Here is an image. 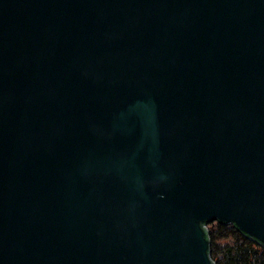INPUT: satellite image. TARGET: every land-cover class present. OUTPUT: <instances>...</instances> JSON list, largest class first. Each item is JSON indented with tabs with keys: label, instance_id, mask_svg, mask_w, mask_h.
I'll return each instance as SVG.
<instances>
[{
	"label": "water",
	"instance_id": "1",
	"mask_svg": "<svg viewBox=\"0 0 264 264\" xmlns=\"http://www.w3.org/2000/svg\"><path fill=\"white\" fill-rule=\"evenodd\" d=\"M215 221L264 247V0H0V264H214Z\"/></svg>",
	"mask_w": 264,
	"mask_h": 264
},
{
	"label": "trees",
	"instance_id": "2",
	"mask_svg": "<svg viewBox=\"0 0 264 264\" xmlns=\"http://www.w3.org/2000/svg\"><path fill=\"white\" fill-rule=\"evenodd\" d=\"M206 225L209 256L214 264H264V247L245 237L233 226Z\"/></svg>",
	"mask_w": 264,
	"mask_h": 264
},
{
	"label": "rangeland",
	"instance_id": "3",
	"mask_svg": "<svg viewBox=\"0 0 264 264\" xmlns=\"http://www.w3.org/2000/svg\"><path fill=\"white\" fill-rule=\"evenodd\" d=\"M212 225H214V223H210L208 226H210V227H211Z\"/></svg>",
	"mask_w": 264,
	"mask_h": 264
}]
</instances>
